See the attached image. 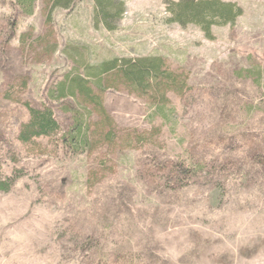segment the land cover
Returning a JSON list of instances; mask_svg holds the SVG:
<instances>
[{
	"label": "rangeland",
	"instance_id": "rangeland-1",
	"mask_svg": "<svg viewBox=\"0 0 264 264\" xmlns=\"http://www.w3.org/2000/svg\"><path fill=\"white\" fill-rule=\"evenodd\" d=\"M10 1L0 0V89L13 75L26 77L25 98L51 102L64 129L74 103L51 99L49 90L68 71L111 57L162 55L170 69L188 73L194 94L182 104L170 95L178 125L175 132L163 127L165 149L116 151L107 161L114 173L88 196L85 175L101 166L104 150L87 158L46 139L22 145L15 132L26 112L0 98V166L4 177L15 176L10 190H0V264H93L102 255L113 260L119 250L140 253L144 264H264V160L245 158L254 135L264 136V86L237 73L264 69V0H224L243 14L233 26H214V40L196 25L165 23V0H124L114 31L95 29L92 1L80 0L73 10L54 12L52 36L41 0L32 17ZM30 28L34 38L20 50L18 36ZM38 36L46 38L34 43ZM103 101L119 130L151 129L145 99L108 89ZM186 148L196 158L227 163L193 185L158 191L149 162Z\"/></svg>",
	"mask_w": 264,
	"mask_h": 264
},
{
	"label": "trees",
	"instance_id": "trees-1",
	"mask_svg": "<svg viewBox=\"0 0 264 264\" xmlns=\"http://www.w3.org/2000/svg\"><path fill=\"white\" fill-rule=\"evenodd\" d=\"M38 0H11L14 8L32 17L36 12ZM45 24L49 26L47 33L52 36L54 12L58 9L73 10L80 0H41ZM92 25L95 29L104 28L114 31L126 13L124 0H91ZM167 24H177L181 27L196 25L208 40H214V26H233L243 14L242 7L234 2L224 0H165ZM35 28L20 33L18 36L19 49L23 50L32 38ZM47 34V36H49ZM16 30L8 35L14 39ZM46 37H36L35 42L43 41ZM7 40V42L9 43ZM58 47L52 44L51 52ZM50 50V49H49ZM254 69V70H253ZM252 77L259 85L264 86V69L261 67L242 69L239 76ZM188 73L176 72L170 69L164 56L158 54L131 56H115L101 62L86 64L85 67L74 69L64 74L63 79L49 90L51 99L59 101L71 99L73 105L66 108L72 113L73 121L68 129H64L55 114L54 105L46 102L32 104L25 98L28 89V79L22 75H13L7 89H0V98L9 100L16 106L20 105L26 112V119L21 120L15 132L16 140L25 146L41 144L47 140L54 148L59 146L68 149L73 155H84L91 158L99 150L101 166L87 170L85 175V191L88 196L97 182L114 173L115 168L107 164L108 157L125 149H140L147 145L161 148L163 127L168 126L171 132L177 129L176 113L178 107L170 95L182 103L189 100L194 89L188 84ZM108 89L123 90L124 92L145 99L148 108L150 130H119L115 120L106 109L103 95ZM190 93V94H189ZM254 108V107H253ZM3 112V109H0ZM4 113V112H3ZM160 119L161 124L155 125ZM260 135V134H259ZM223 137V136H222ZM225 138H223L224 141ZM222 141V142H223ZM39 142V143H38ZM225 143V142H224ZM42 145V144H41ZM245 147V145L243 146ZM29 148V147H28ZM165 149V147L163 146ZM246 152V160L259 163L264 160V136L254 135V140ZM188 148L180 153L168 156L163 161L151 160L148 172L151 173V183L161 189L174 192L175 190L195 184L201 174L227 163L226 158L206 160L196 158ZM100 175V176H99ZM160 175V176H159ZM159 176V180L156 177ZM15 182V176H6L0 166V190L8 191ZM179 185V188L175 186ZM93 264H144L140 253H130L122 250L114 254L113 260L102 255Z\"/></svg>",
	"mask_w": 264,
	"mask_h": 264
}]
</instances>
